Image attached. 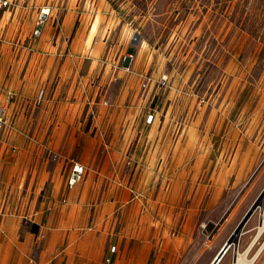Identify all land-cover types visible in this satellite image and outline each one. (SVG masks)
Masks as SVG:
<instances>
[{"label":"rangeland","instance_id":"rangeland-1","mask_svg":"<svg viewBox=\"0 0 264 264\" xmlns=\"http://www.w3.org/2000/svg\"><path fill=\"white\" fill-rule=\"evenodd\" d=\"M11 1L13 5L0 8V101L6 106V112L9 103L19 105L20 97L21 103L28 105L27 111L34 108L33 116L30 113L27 119L16 123L7 116L11 128L19 125L28 130L32 127L29 136L36 132V154L43 153L39 133L43 120L39 109L48 95L45 89L40 99L41 91L38 90L43 74L38 64L43 51L47 52V61L52 59L59 64L57 70L55 65L46 77L48 82L50 79L58 81L61 67L67 60L76 63L73 72L78 77L89 73L92 67L94 108L104 97L116 100L122 80L109 85L107 77L114 71L116 77L121 69L127 77L121 76L127 79L125 105L140 104L141 118L149 110L156 109L160 129L165 126L163 138L168 135L172 140L175 138L159 150L168 163L172 151L176 150L178 171H160L154 167L150 174L126 179L123 176L118 182L121 184L118 187L133 190L127 189L136 202L134 207L132 202L123 209L109 211L114 220L109 234L114 233L116 238L124 236L125 240L126 234L132 232L140 238L147 232L164 229L165 223L175 229L172 217L171 221H164L161 216L164 211L173 212L174 207L163 206L160 200L185 198L191 192L189 182L201 184L215 180L218 173L213 170L215 164L229 156L228 151L235 142L243 146L250 140L264 144V0H104L103 4L98 0ZM47 6L49 19L41 35L35 36L37 16ZM70 10L75 11V20L72 31L66 35L68 27L64 21ZM141 76L149 82L146 88H142ZM25 84L29 87L22 92ZM117 132L120 137L122 129ZM187 135H190L189 140L185 138ZM189 143L193 144L196 154L210 153L212 169L209 172L202 171L194 176L186 169L185 151ZM130 153L128 151L127 155ZM31 179L30 171L27 176L22 175L20 198L13 207L9 196L5 203L0 202L3 210L8 205L11 207L8 215L3 214V210L0 212V225H21V240L31 234L36 239L39 234L33 221L36 210L41 211L38 218L44 222L49 218V211L39 206L48 195L50 197L52 185L45 180L36 191V183L30 185ZM246 211L238 209L230 219L221 218L215 211L216 223L210 225L215 235L212 256L232 235ZM262 213L264 206L263 210L254 212L244 227L239 242L241 248L245 249L257 233L255 228ZM79 219H87L90 227L93 213L88 218L82 213ZM77 232L82 231L78 229ZM133 242L138 243L131 241L130 244ZM263 242L264 234L248 258ZM233 251L234 247L229 259ZM256 260L254 264H264V250Z\"/></svg>","mask_w":264,"mask_h":264},{"label":"crops","instance_id":"crops-1","mask_svg":"<svg viewBox=\"0 0 264 264\" xmlns=\"http://www.w3.org/2000/svg\"><path fill=\"white\" fill-rule=\"evenodd\" d=\"M98 1L100 4L104 3V0ZM74 12L70 10L66 15V35H69V30L72 31ZM94 47L95 50L97 47ZM42 49L45 50V47ZM40 55L43 56L38 66L42 68L43 74L42 82L38 81V90L46 89L45 95L48 94L39 109L43 120V128L39 132L40 150L43 153H35L38 135L34 131L29 136L32 127L27 130L19 125L16 129L10 126V130L0 133V202L5 203L9 196V200L12 198L11 205L14 206L20 198V179L30 171V185L36 183V191L40 190L38 188L45 180H49L52 185L50 197L48 195L39 206L40 209L49 211V218L44 222L41 217L38 218L41 211H35L33 221L39 229L36 239L31 234L21 240V225L1 224L0 264H107L105 260L113 245L118 250L112 255L110 264H213L230 238L212 256L211 247L214 246L215 235L210 225H215V215L230 219L238 209L248 211L264 189L263 142L259 144L250 140L246 146L235 142L228 151L229 156L215 164L213 170L218 172L215 180L201 184L189 182L191 192L185 198L160 200L163 206L174 207L173 212L164 211L161 216L164 221H171L172 217L175 229L165 223L164 229L147 232L140 238L132 232L131 235L126 234L127 243L123 244L124 236L118 239L114 233L109 234L114 221L110 218L109 211L123 209L132 202L134 207L136 201L127 191L133 190L118 187L121 185L118 182L123 176L126 179L150 174L154 167H158L160 171H178L176 150L172 151L169 163L164 160V154L159 150L168 146L167 142L170 144L175 141V138L172 140L169 135L163 138L165 126L160 129L156 109H152L156 111V115L150 125L146 118L152 110L141 118L140 104L125 105L128 95L125 91L127 79L121 78L126 77L121 69L116 77L115 71L107 77L109 85L122 80L116 100L113 102L104 97L94 108L93 81L90 79L92 67L89 73L78 77L73 72L76 63L67 60L61 67L58 81L50 79L48 82L46 77H49L56 64L52 59L46 60L47 52L43 51ZM58 67L59 64L55 70ZM142 79L143 82L147 80L144 77ZM27 87L29 86L25 84L22 92ZM21 102L20 97L19 105L16 106L15 102L9 103L7 115L14 123L27 119L30 113L32 116L34 114L33 107L27 111L28 105ZM2 104L0 101V105ZM119 129H122L120 137L117 132ZM148 130L151 131L149 135H138ZM153 131L155 133L152 135ZM189 136L185 138L189 140ZM132 145L134 148H130ZM187 147L186 169L194 176L202 171L209 172L212 169L210 153H194L192 143ZM128 151H131L130 156L127 155ZM226 152L224 148V153ZM76 161L84 166L86 174L70 189L67 180L72 163ZM257 193L259 194L255 196ZM8 206L4 210L0 206V212L3 210V214L8 215L11 208ZM82 213L85 218L93 213L90 227L87 219H79ZM260 225L261 221L258 226ZM78 229L82 232H77ZM6 233L9 235H5ZM131 241L138 243L130 244ZM250 242L245 249L239 243L238 249L235 246L230 247L216 264H234L235 254L245 251L246 256H249L255 247L250 248ZM233 247L230 260L228 255Z\"/></svg>","mask_w":264,"mask_h":264},{"label":"built area","instance_id":"built-area-1","mask_svg":"<svg viewBox=\"0 0 264 264\" xmlns=\"http://www.w3.org/2000/svg\"><path fill=\"white\" fill-rule=\"evenodd\" d=\"M11 5H13L11 0H0V8H2V7L6 8V7H9ZM49 15H50L49 6L44 7L40 10V13L37 17L38 19H37L36 26H35L36 28L33 32V34L35 36L41 35L42 28H43L44 24L48 21ZM148 83L149 82L147 80L144 81L142 83V88H146L148 86ZM44 93H45V91H44V89H42L40 94H39L40 99H43ZM155 115H156V111L152 110V112H150L147 115L146 122L151 125L152 121L155 119ZM9 127H10V124L8 122L6 106L0 105V133H3L5 130H8ZM85 171L86 170H85L84 166L80 162H78V161L73 162L72 167H71V171H70L71 173H70L68 180H67L68 188L72 189L76 185L77 182L82 180L84 175L86 174ZM117 250L118 249H116L115 245L111 246L110 255L105 260V262L107 264H110L111 259H112V255L114 253H116Z\"/></svg>","mask_w":264,"mask_h":264},{"label":"water","instance_id":"water-1","mask_svg":"<svg viewBox=\"0 0 264 264\" xmlns=\"http://www.w3.org/2000/svg\"><path fill=\"white\" fill-rule=\"evenodd\" d=\"M264 206V189L257 197V200L252 204V206L248 209L246 215L243 217V219L239 222V224L235 227V230L233 234L230 236V238L227 240V242L224 244L225 246L222 248L221 252L218 254V257L215 259V264L219 262V259L222 257V255L232 246H235L238 249V243L239 239L243 233L244 227L250 220V218L254 215V212L257 209H261ZM213 263V264H214Z\"/></svg>","mask_w":264,"mask_h":264},{"label":"bare ground","instance_id":"bare-ground-1","mask_svg":"<svg viewBox=\"0 0 264 264\" xmlns=\"http://www.w3.org/2000/svg\"><path fill=\"white\" fill-rule=\"evenodd\" d=\"M263 210V208H262ZM257 233L256 235L253 237V239L250 242V248L254 247L256 244V240H258L263 234H264V213H262V217H261V225L258 226L257 228ZM264 250V242L263 245L260 247V249L258 251H256V253L248 258L247 255V251H245L244 253H239V254H235V263L234 264H254L257 260V258L259 257V255L262 253V251Z\"/></svg>","mask_w":264,"mask_h":264}]
</instances>
